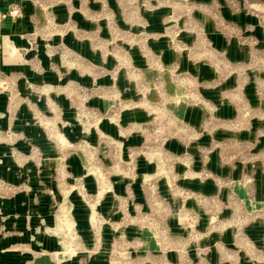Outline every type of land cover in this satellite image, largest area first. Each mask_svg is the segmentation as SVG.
<instances>
[{
    "label": "rangeland",
    "instance_id": "374dc122",
    "mask_svg": "<svg viewBox=\"0 0 264 264\" xmlns=\"http://www.w3.org/2000/svg\"><path fill=\"white\" fill-rule=\"evenodd\" d=\"M24 12L0 45V264H264V0Z\"/></svg>",
    "mask_w": 264,
    "mask_h": 264
},
{
    "label": "crops",
    "instance_id": "0c3cea01",
    "mask_svg": "<svg viewBox=\"0 0 264 264\" xmlns=\"http://www.w3.org/2000/svg\"><path fill=\"white\" fill-rule=\"evenodd\" d=\"M15 1L17 0H0V45H3V41H9L10 39L17 42L20 36L29 29L28 17L25 12L19 19L10 18L5 15V11L9 8V5L13 4ZM11 59L12 58L7 56L6 60L5 58L1 59L4 62L1 61L0 64L8 67V65L10 66ZM58 243L62 251H67V249H64L60 238H58Z\"/></svg>",
    "mask_w": 264,
    "mask_h": 264
}]
</instances>
